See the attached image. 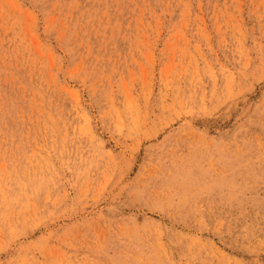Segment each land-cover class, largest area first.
<instances>
[{
  "label": "rangeland",
  "instance_id": "obj_1",
  "mask_svg": "<svg viewBox=\"0 0 264 264\" xmlns=\"http://www.w3.org/2000/svg\"><path fill=\"white\" fill-rule=\"evenodd\" d=\"M0 264H264V0H0Z\"/></svg>",
  "mask_w": 264,
  "mask_h": 264
}]
</instances>
